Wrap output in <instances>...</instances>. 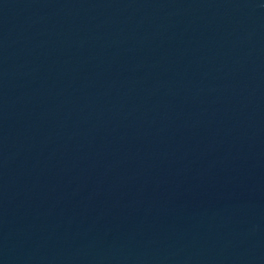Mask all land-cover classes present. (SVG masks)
I'll list each match as a JSON object with an SVG mask.
<instances>
[{
	"label": "water",
	"instance_id": "obj_1",
	"mask_svg": "<svg viewBox=\"0 0 264 264\" xmlns=\"http://www.w3.org/2000/svg\"><path fill=\"white\" fill-rule=\"evenodd\" d=\"M0 264H264V0H0Z\"/></svg>",
	"mask_w": 264,
	"mask_h": 264
}]
</instances>
